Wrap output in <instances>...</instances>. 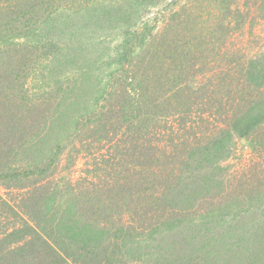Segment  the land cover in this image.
<instances>
[{
	"label": "trees",
	"instance_id": "obj_1",
	"mask_svg": "<svg viewBox=\"0 0 264 264\" xmlns=\"http://www.w3.org/2000/svg\"><path fill=\"white\" fill-rule=\"evenodd\" d=\"M0 185V264H264V0H0Z\"/></svg>",
	"mask_w": 264,
	"mask_h": 264
},
{
	"label": "rangeland",
	"instance_id": "obj_2",
	"mask_svg": "<svg viewBox=\"0 0 264 264\" xmlns=\"http://www.w3.org/2000/svg\"><path fill=\"white\" fill-rule=\"evenodd\" d=\"M237 147L238 148H237V151L234 157L231 158L226 163L229 165V168H230V171H229L230 179L236 178L237 172L240 171V169L242 168V165L250 158L251 148L244 139L239 140ZM83 163H84V160L82 159L77 164V167L79 168L78 170H80L83 167ZM19 194H20V191L17 189H7L5 186L0 185V207H2L1 198L9 200L11 203L20 202L21 196ZM6 214H10V212L6 210ZM6 222L7 220H5V223L4 221L0 223V230H3L1 226L6 225Z\"/></svg>",
	"mask_w": 264,
	"mask_h": 264
}]
</instances>
